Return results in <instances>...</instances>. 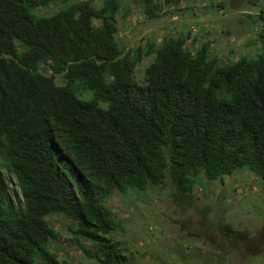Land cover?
I'll list each match as a JSON object with an SVG mask.
<instances>
[{"label":"trees","instance_id":"obj_1","mask_svg":"<svg viewBox=\"0 0 264 264\" xmlns=\"http://www.w3.org/2000/svg\"><path fill=\"white\" fill-rule=\"evenodd\" d=\"M140 1L146 19L162 12ZM132 2L0 0V264H74L54 215L81 264H131L113 197L175 189L185 210L203 181L248 171L264 187V24L235 60L190 32L126 50L118 15Z\"/></svg>","mask_w":264,"mask_h":264},{"label":"rangeland","instance_id":"obj_2","mask_svg":"<svg viewBox=\"0 0 264 264\" xmlns=\"http://www.w3.org/2000/svg\"><path fill=\"white\" fill-rule=\"evenodd\" d=\"M155 1L163 9L154 19L143 16L140 0L119 13V37L126 50L146 49L151 42L159 44L166 36L188 32L192 36L188 45L194 43L196 49L210 42L213 54L231 60L251 56L260 47L257 36L263 30L259 17L264 13V0H258V5L250 0ZM152 59L144 58L138 65L139 82ZM56 81L64 83L60 77ZM80 95L90 97L86 92ZM171 193L176 190L155 189L148 195L110 200L125 230L115 236L122 240L130 259L132 253L137 257L131 264H264V187L260 179L238 171L220 181H203L194 188L193 204L185 210ZM206 205L211 211L204 217ZM49 221L60 232L56 240L62 260L92 262L77 244L67 243L70 221L62 215Z\"/></svg>","mask_w":264,"mask_h":264}]
</instances>
